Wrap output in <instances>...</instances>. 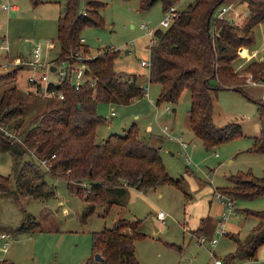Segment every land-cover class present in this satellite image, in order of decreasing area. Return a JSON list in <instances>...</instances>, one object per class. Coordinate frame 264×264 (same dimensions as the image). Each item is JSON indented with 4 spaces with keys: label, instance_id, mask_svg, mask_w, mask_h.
Segmentation results:
<instances>
[{
    "label": "rangeland",
    "instance_id": "374dc122",
    "mask_svg": "<svg viewBox=\"0 0 264 264\" xmlns=\"http://www.w3.org/2000/svg\"><path fill=\"white\" fill-rule=\"evenodd\" d=\"M96 1L105 5L99 11L103 23L101 26H87L81 30L84 46L89 50L84 48L85 52L91 58L100 55L107 48L117 52V58L113 62L115 71L130 78L135 77L147 94L125 105L99 104L97 112L105 122L97 127L96 140L100 142L110 135L123 136L128 129L134 127L141 139L156 148L161 147L160 157L166 173L173 181L181 182V178L188 174L185 157L181 155L182 149L175 141V138H181L182 142L189 144L187 155L196 165V168L193 164L190 166L188 170L191 171V178L185 180V187L191 198L187 202L185 192L169 184L144 192L128 188L123 196L101 193L99 198L109 200V203H97L93 213L85 215L86 202L77 195L76 185L45 173L46 187L38 192L41 194L39 198L23 194H18L17 197L11 194L0 195V235L6 234L9 241V245L3 248L4 240L0 239V261L8 258L13 264H86L87 259L92 256L93 232L110 229L117 220H140L139 231L144 238L134 243L138 264H214L215 257L211 251L196 241L197 236L204 234L192 235L189 232V204L192 201L207 208L212 203L210 214L214 216L219 202L214 197L211 198L209 192L212 189L220 192L231 189L229 179L241 173H250L253 177L264 175V153L251 151L253 139L260 133L256 102L264 103V86H245L242 88L243 92L228 89L218 91L214 105V124L220 127L235 121L241 125L242 135L214 150L205 151L188 125L190 93L183 92L176 105L159 102L161 86L150 83L149 67L140 63L150 60V45L153 42L149 33L153 34L156 29L164 30L160 26L165 17L162 4L158 2L151 8L144 9L141 0ZM232 1L225 0L224 3ZM8 2L9 5H17L18 12L3 10L2 5L7 0H0V46H7L9 50V53L0 50V77L18 69L7 63L11 64L16 58L29 59L35 44L40 43L42 51H48L46 55L50 59H55L60 51L56 30L64 0H44L37 7H33L29 0ZM191 2L179 0L175 7L182 11ZM243 5L237 4L233 10L248 19L249 13ZM81 7L84 12V2ZM253 33L254 44L249 47L251 49L248 52L250 55L252 50L255 51L252 58L257 60L253 63H260L262 61H258L259 58L264 59V22L255 25ZM238 54H241V50ZM244 61L245 58H237L233 64L239 70L236 72L234 69L237 76L245 81L239 86L247 85V79L251 76L245 73L249 63L244 71V64L240 67ZM28 76L29 70L24 68L18 69L14 82L8 83L10 79L6 82L0 80V94L5 89L16 86L27 99L29 108L21 128L26 127L37 113L50 108V105H44L47 101L42 105H33L43 101L34 95L28 97L31 92L27 83ZM173 109L175 112H172ZM111 112L115 113L112 117ZM165 126L171 136L175 137L174 140L167 139L162 132ZM33 158L36 159V153ZM11 163L9 155L0 154V175L10 176V190L15 192L16 178L12 174ZM41 168L46 170L43 166ZM234 201L236 211L230 215L226 231L229 233L227 235L244 241L253 228L238 233L231 231L248 226V223L242 225L243 216L258 221L256 217L246 216L243 210H264V195L253 200ZM28 217L35 219L40 225L32 231H16L24 221L27 222ZM213 229V238L217 239L215 256L221 264H226L225 256L235 251V244L228 236L220 235L217 226ZM263 260L264 257L256 260L241 259L234 264H262L260 261Z\"/></svg>",
    "mask_w": 264,
    "mask_h": 264
},
{
    "label": "trees",
    "instance_id": "16d2710c",
    "mask_svg": "<svg viewBox=\"0 0 264 264\" xmlns=\"http://www.w3.org/2000/svg\"><path fill=\"white\" fill-rule=\"evenodd\" d=\"M178 1L141 0V4L144 9H149L159 2L166 12ZM241 1L250 12L241 30L226 19L216 20L217 11L225 0H193L184 10L178 11V17L169 28L154 30L150 45L148 79L161 86L159 102L176 105L183 92L190 93L188 125L205 151L214 150L242 135L241 125L235 121L220 127L213 122L218 91L231 87L233 91L243 92L239 85L245 81L237 76L233 64L241 48L249 49L254 44L253 27L264 21V1ZM43 2L29 0L33 7ZM82 2L86 5L84 12ZM63 3L57 18L60 50L57 60H68L71 54L80 50L81 30L87 26H101L103 21L99 11L105 6L96 0H64ZM83 48L88 50L84 45ZM117 55L107 48L87 62L89 74L96 80L93 88L85 85L75 91L70 76L63 79L58 91L63 93L64 100L35 102L33 105L47 101L44 105H50V108L37 113L24 128L21 127L29 108L27 99L16 86L0 94V154L11 157L12 174L16 178V191L12 192L10 176L0 175V195L17 197L23 194L39 198L38 192L46 187L44 174L48 173L76 185L77 195L86 202L84 214L88 215L93 213L95 204L109 203V200L99 198L101 193L123 196L128 188L144 192L167 184L183 191L179 180L173 181L166 173L159 154L161 147L156 148L141 139L134 127L123 136L110 135L100 142L96 140L97 127L105 122L97 112L99 104L125 105L145 96L144 88L138 85L135 77L115 71L113 62ZM18 69L1 76L0 80L14 82ZM245 73L251 75L253 81L264 83V61L250 63ZM256 103L260 133L253 139L251 151L263 154L264 103ZM10 131L13 137L6 134ZM32 149L35 152L32 153ZM35 153L36 159L33 158ZM42 161L49 166L45 171L41 168ZM229 182L231 189L221 193L233 200H253L264 195V175L253 177L250 173H241L232 176ZM243 211L258 221L244 241L227 235L236 249L225 256L226 264L254 259L258 246L264 244V210L246 208ZM39 225L28 217L16 231H32ZM139 226L140 220H117L112 228L93 232L92 256L86 264H138L134 243L144 238ZM97 253L102 256V261H95ZM0 264L13 263L4 259Z\"/></svg>",
    "mask_w": 264,
    "mask_h": 264
},
{
    "label": "built area",
    "instance_id": "2783aa9c",
    "mask_svg": "<svg viewBox=\"0 0 264 264\" xmlns=\"http://www.w3.org/2000/svg\"><path fill=\"white\" fill-rule=\"evenodd\" d=\"M2 8L8 12L16 10L15 5H9L8 1L6 4H3ZM229 13H232V15L230 14L231 16L228 17ZM177 14L178 10L175 6L169 7V9L164 12L165 17L160 23V26L163 29L169 28L170 24H172L174 20L178 17ZM239 16V13L233 10V7L231 5H223L217 11L216 20L226 19L231 25H233L235 20L239 18ZM212 29L216 33L215 26H213ZM149 35H152L153 42V34L150 32ZM79 42L82 44V46L79 48L80 50L71 54L68 60H57L56 58L50 59L46 55L48 51H42V49L37 45L31 50L29 59H26L25 57L16 58L12 61L11 64L7 63V65L19 69L28 68L29 76L27 77V83L32 87L30 94L41 99H51L61 102L62 100H64V97L63 93L58 91V88L61 86V81L66 77L70 76L72 86L75 91L80 90L85 85H89L93 88L96 84V80L94 79V77L89 74V67L87 65V62L91 61L93 57L91 58L90 54L85 52V49L83 48V45L85 43L84 39L80 38ZM0 50L9 53L7 46H0ZM140 63L142 66L150 68L149 62L141 61ZM37 88H39V90ZM144 95L146 96L147 94L144 93ZM166 110L170 111L169 108H166ZM114 115V112L110 113L111 117ZM162 132L165 134L167 139L174 140L175 137L173 138L171 136L168 127L165 126L162 129ZM6 134L9 137H13L12 133L6 132ZM175 141L180 144V147L182 149L181 155L185 157L186 165L190 166L192 164V161L191 158L187 155L189 144H185L184 142H182L181 138H175ZM41 165L46 169H48L49 167L46 161H42ZM213 197L216 200L220 201L224 206L223 212L220 215V219L217 225L218 233L224 236L228 234V232L226 231V224L230 219V215L234 214V212L236 211V203L230 196L224 193L222 194L220 192H215ZM0 237L1 239L4 238L6 241H8L6 234L3 233ZM196 241L198 244L205 246L211 251V254L215 257L214 264H221L219 259H217L215 256V246L217 244L216 238H213L212 236L207 237L205 235L197 236ZM261 263L264 264V262Z\"/></svg>",
    "mask_w": 264,
    "mask_h": 264
},
{
    "label": "crops",
    "instance_id": "0c3cea01",
    "mask_svg": "<svg viewBox=\"0 0 264 264\" xmlns=\"http://www.w3.org/2000/svg\"><path fill=\"white\" fill-rule=\"evenodd\" d=\"M8 1V0H7ZM186 1V0H185ZM187 2H191V1H187ZM240 3H243L241 0H233L231 3H225L224 5H231L232 7H233V9L235 8V6L237 5V4H240ZM12 4V3H11ZM244 4V3H243ZM13 5H15V4H13ZM189 5V4H188ZM187 5V6H188ZM3 6V5H2ZM244 6V8H246V10H247V12L250 14V12H249V9H248V7H247V5L246 4H244L243 5ZM15 7H16V10H12V11H9V12H18V6L17 5H15ZM3 9V8H2ZM4 10V9H3ZM178 10V9H177ZM179 11V10H178ZM8 12V11H7ZM239 13V12H238ZM231 13H229L228 14V17L229 16H231L230 15ZM239 18H237L236 20H235V22H234V24H233V26L235 27V28H237V29H242V27L245 25V23L248 21V19L247 18H244L240 13H239ZM264 22V21H263ZM262 23V22H261ZM254 28V27H253ZM39 46L41 49H42V45L39 43V44H35L34 45V47L35 46ZM249 49H251V48H249ZM249 49H244V48H241L240 50H241V54L239 55V57L238 58H245V60L246 61H244V63H242L241 65H240V67L244 64V67H243V70L242 71H244V69L246 68V66L248 65V63L250 64V61L251 62H253V61H256L257 59H254V58H252V55L255 53V51H253L252 50V52L250 53V55H249ZM150 61V60H149ZM258 61H264V59L263 58H259V60ZM239 67V68H240ZM235 69V68H234ZM235 71L237 72H239V70H236L235 69ZM242 71H240V72H242ZM248 75V74H247ZM249 76V75H248ZM247 81H248V83H247V85H244V86H242V88H244L245 86H248V87H257L258 85H263L264 86V83H261V82H255V81H253L252 80V78H251V76H249V78L247 79ZM228 90H232L231 88H227ZM159 154H160V152H159ZM171 155V154H170ZM172 156V155H171ZM11 162H12V160H11ZM193 164V163H192ZM192 164L190 165V166H192ZM12 166H13V162L11 163V171H12ZM190 166H188L187 165V168L189 169L190 168ZM193 167L194 168H196L195 167V165L193 164ZM188 169H186L187 171H188V174L187 175H184L182 178H181V182H180V185H181V188L183 189V191L185 192V196H186V200H187V202H189V198H191L190 196H191V194H188V192H187V188L185 187V180H189L191 177L189 176V174L191 173V171H189ZM215 192H220V190H218V189H216V190H214V189H212L209 193H210V196H211V198H213V195H214V193ZM221 193V192H220ZM210 201V200H209ZM216 201H218V200H216ZM219 203H218V211L214 214V216L213 215H211L210 214V211L212 210V203H210L208 206H207V208H205V207H203L202 208V204H199V203H196V202H190V204H189V207H190V209H189V214H188V216H187V222H188V229H189V232H190V234H192L193 235V233H196V234H201V235H205V236H209V237H213V228H215L217 225H218V221H219V219H220V215H221V213L223 212V204L220 202V201H218ZM241 209V208H240ZM237 211H238V209H237ZM203 212V213H202ZM161 214V213H160ZM159 214V215H160ZM242 216H243V214H242ZM244 218H243V223H242V225H244L245 226V223H248V226H245V227H243L244 228V230H242L243 228L241 227L240 228V230L238 229V231H231V233H238V232H243V231H248V230H250L251 228H254L255 227V225L257 224V220H255V221H253L252 219H247L245 216H243ZM249 220H252V222H249ZM22 224V223H21ZM213 224V225H212ZM218 227V226H217ZM1 236V235H0ZM227 236V235H226ZM229 238V237H228ZM0 239H1V237H0ZM230 239V238H229ZM1 240H4V242H3V245H2V247L3 248H6L8 245H9V241H6L4 238L3 239H1ZM231 240V239H230ZM232 241V240H231ZM233 242V241H232ZM234 243V242H233ZM231 253V252H230ZM261 258V257H264V244H261V245H259L258 246V248H257V251H256V255H255V258H254V260H256V258ZM4 259H8V258H4ZM10 260V259H9ZM260 262H264V260L263 261H260Z\"/></svg>",
    "mask_w": 264,
    "mask_h": 264
},
{
    "label": "water",
    "instance_id": "95a60500",
    "mask_svg": "<svg viewBox=\"0 0 264 264\" xmlns=\"http://www.w3.org/2000/svg\"><path fill=\"white\" fill-rule=\"evenodd\" d=\"M172 112H175V109H173ZM94 259H95V261H98V262L103 260V258L100 255V253L99 254L98 253L95 254Z\"/></svg>",
    "mask_w": 264,
    "mask_h": 264
}]
</instances>
